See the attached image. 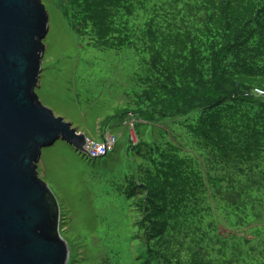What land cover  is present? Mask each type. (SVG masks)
Wrapping results in <instances>:
<instances>
[{"label": "trees", "instance_id": "obj_1", "mask_svg": "<svg viewBox=\"0 0 264 264\" xmlns=\"http://www.w3.org/2000/svg\"><path fill=\"white\" fill-rule=\"evenodd\" d=\"M64 1L88 46L147 55L138 119L182 118L148 144L137 247L104 263L264 264V0Z\"/></svg>", "mask_w": 264, "mask_h": 264}, {"label": "rangeland", "instance_id": "obj_2", "mask_svg": "<svg viewBox=\"0 0 264 264\" xmlns=\"http://www.w3.org/2000/svg\"><path fill=\"white\" fill-rule=\"evenodd\" d=\"M41 1L48 13V34L36 89L39 101L87 137L100 140L111 133L117 143L108 156L91 159L59 140L42 150L37 173L59 205L67 264H105L109 258L114 263L117 245L137 247L135 231L146 197V189L137 185L149 165L148 144L165 140L160 130L182 118L150 125L138 119L135 112L144 109L132 104V87L147 55L88 46L64 17V0ZM175 134L185 151L195 152L186 129L178 127Z\"/></svg>", "mask_w": 264, "mask_h": 264}, {"label": "water", "instance_id": "obj_3", "mask_svg": "<svg viewBox=\"0 0 264 264\" xmlns=\"http://www.w3.org/2000/svg\"><path fill=\"white\" fill-rule=\"evenodd\" d=\"M48 34L41 0H0V264H67L59 205L37 173L62 140L84 152L86 134L36 95Z\"/></svg>", "mask_w": 264, "mask_h": 264}, {"label": "built area", "instance_id": "obj_4", "mask_svg": "<svg viewBox=\"0 0 264 264\" xmlns=\"http://www.w3.org/2000/svg\"><path fill=\"white\" fill-rule=\"evenodd\" d=\"M256 92L260 96L264 95V92L260 89H257ZM116 143V137L111 133L103 134L100 140L87 137L84 154H87L91 159L106 157L114 151Z\"/></svg>", "mask_w": 264, "mask_h": 264}, {"label": "crops", "instance_id": "obj_5", "mask_svg": "<svg viewBox=\"0 0 264 264\" xmlns=\"http://www.w3.org/2000/svg\"><path fill=\"white\" fill-rule=\"evenodd\" d=\"M106 132V131H105Z\"/></svg>", "mask_w": 264, "mask_h": 264}]
</instances>
